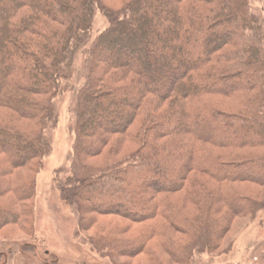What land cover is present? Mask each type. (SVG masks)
Listing matches in <instances>:
<instances>
[{"label": "trees", "instance_id": "obj_1", "mask_svg": "<svg viewBox=\"0 0 264 264\" xmlns=\"http://www.w3.org/2000/svg\"><path fill=\"white\" fill-rule=\"evenodd\" d=\"M105 1L0 0V153L9 159L0 163V196L16 198L15 209L0 207V228L32 216L35 182L11 176L51 151L55 100L83 50L74 155L57 178L63 199L80 229L92 212L151 222L134 242L102 238L93 249L147 253L156 238L172 263L191 264L195 253L219 248L237 218L264 210L236 187L264 185V17L251 0H121V8ZM97 12L108 27L90 44ZM138 43L144 53L134 56ZM114 143L138 149L121 160L107 155L99 167L87 162L89 147L101 154ZM182 192L184 204L165 198ZM105 194L128 198L142 214L121 209L118 198L89 206Z\"/></svg>", "mask_w": 264, "mask_h": 264}, {"label": "rangeland", "instance_id": "obj_2", "mask_svg": "<svg viewBox=\"0 0 264 264\" xmlns=\"http://www.w3.org/2000/svg\"><path fill=\"white\" fill-rule=\"evenodd\" d=\"M105 3L112 8H121L123 1L107 0ZM251 3L262 11L264 17L263 1L251 0ZM107 27L108 22L105 16L101 12H97L90 35V44ZM141 47L139 43L134 45V56L137 52L141 55L144 53ZM150 53L152 54V52ZM104 58H108V55H100L101 60ZM85 60L83 50L77 52L73 62L72 75L69 80L63 83L62 90L55 100L58 119L54 129L47 132L51 151L42 158L40 166L38 165L41 161L37 159L30 166L15 170L11 176L13 180L34 181L35 194L33 200L27 202L32 210L31 218L26 214L28 218L21 226L17 227L11 224L0 228V264H174L169 253L164 250L163 243L165 241L162 239L151 238L148 240L146 245L150 251H146L147 253L123 249L122 253L116 255L93 249V246H96L95 244L102 238L116 237L134 242L146 235L151 227V222H132L124 217L125 213L123 216H119L92 212L87 214V227L80 229V215L71 209L58 189L57 178L67 176L66 171L71 167L74 155V108L78 94L87 82ZM130 60L131 65L137 66L136 58ZM158 61L162 62L161 59ZM153 62H155L154 59ZM140 64L141 68L143 65ZM162 82L164 83V81H160V83ZM159 90L166 89L160 87ZM3 117L6 116L0 115L1 120L4 119ZM17 124L20 125L21 121ZM104 131L111 130L107 131L105 127ZM117 145L114 143L106 147L101 154L93 153L89 147L90 149L87 150L94 156L88 158L87 162L99 167L105 164L109 158L107 155H113L112 157L121 160L138 149L135 144L125 143L115 150ZM7 162H9L7 155L0 153V163L7 165ZM62 169L64 171H61ZM154 177L161 184L166 183L158 173ZM203 180L205 181V179ZM206 181L211 183L208 179ZM236 187L242 190L246 197L257 202H264V185L244 183ZM147 190L152 191L150 186L147 187ZM184 193L167 194L165 198L184 204L187 200ZM112 198H118V203L123 205L121 209L126 208L142 214L139 205H131L129 199L122 195L108 196L105 194L95 199L89 206L93 208L98 201L105 199L103 202H107L106 200ZM15 199L11 193L2 194L0 207L11 206L15 209ZM139 199L137 198V200ZM113 203L110 201V204ZM171 238L173 241L187 244V239L178 233L173 232ZM219 245L220 247L213 252L195 253L191 264H264V210L258 211L255 217L237 218L227 228L224 238L219 240Z\"/></svg>", "mask_w": 264, "mask_h": 264}]
</instances>
